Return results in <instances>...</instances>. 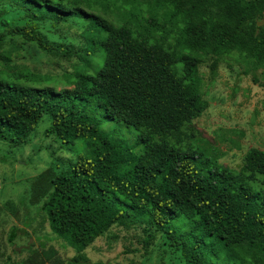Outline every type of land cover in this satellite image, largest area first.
Wrapping results in <instances>:
<instances>
[{
    "label": "trees",
    "instance_id": "obj_1",
    "mask_svg": "<svg viewBox=\"0 0 264 264\" xmlns=\"http://www.w3.org/2000/svg\"><path fill=\"white\" fill-rule=\"evenodd\" d=\"M261 21L264 0H0V141L29 144L47 117L45 137L84 145L28 200L77 251L69 264H101L84 251L113 227L184 264H264V151L231 169L195 125L209 108L203 65L264 74ZM27 44L56 72L19 63Z\"/></svg>",
    "mask_w": 264,
    "mask_h": 264
},
{
    "label": "rangeland",
    "instance_id": "obj_2",
    "mask_svg": "<svg viewBox=\"0 0 264 264\" xmlns=\"http://www.w3.org/2000/svg\"><path fill=\"white\" fill-rule=\"evenodd\" d=\"M17 59L42 73L57 69L54 59L41 55L31 44ZM209 64L200 69L209 108L195 125L223 152L220 162L239 170L250 149L264 151V74L259 71L245 75L239 64L227 61L220 64L212 78ZM49 126L45 117L26 145L0 141V264H51L42 254L49 249L57 252L58 264H69L78 256L74 248L52 233L40 205L28 201L32 181L55 159H59L60 165L66 164L84 150L80 142L73 152L62 149L60 141L45 137ZM8 201L15 206L14 212L4 206ZM14 229L17 237L10 243ZM144 239L145 234L137 227H113L84 254L92 263L101 264H184L162 247L161 240L146 246Z\"/></svg>",
    "mask_w": 264,
    "mask_h": 264
}]
</instances>
